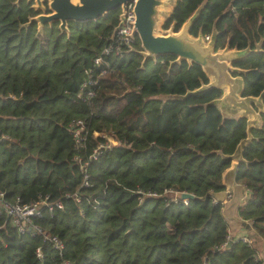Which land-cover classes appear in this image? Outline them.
Segmentation results:
<instances>
[{
    "label": "trees",
    "instance_id": "obj_1",
    "mask_svg": "<svg viewBox=\"0 0 264 264\" xmlns=\"http://www.w3.org/2000/svg\"><path fill=\"white\" fill-rule=\"evenodd\" d=\"M31 3L0 0V192L40 210L23 232L0 213V264H261L264 111L251 126L227 115L200 64L144 59L137 35L122 55L101 54L118 8L65 32L38 30ZM188 19L190 36L239 51L232 74L264 105V0H174L161 26ZM242 143L249 195L235 214L250 243L228 239L235 224L213 200ZM183 191L194 196L171 200Z\"/></svg>",
    "mask_w": 264,
    "mask_h": 264
},
{
    "label": "water",
    "instance_id": "obj_2",
    "mask_svg": "<svg viewBox=\"0 0 264 264\" xmlns=\"http://www.w3.org/2000/svg\"><path fill=\"white\" fill-rule=\"evenodd\" d=\"M36 11L41 9V0H34ZM131 0H48V12H38L29 18L35 21L40 30L44 23L58 22L60 31H68L67 21L95 20L107 11L121 8ZM172 5L170 0H133L134 18L133 29L141 43V54L144 59L158 55L173 54L176 60L186 59L201 65L210 81L203 84V88L225 87L221 101L228 105L250 110L253 119L258 112L253 106L256 102L254 96L243 95L244 80L240 75L232 74V62L238 58V53L232 49L214 50L213 40L204 41L200 37L189 35L191 20H186L179 31L170 30L159 33V15L164 14L162 6ZM251 121H248L250 126ZM241 158L234 160L231 166L222 174L224 188L213 193L216 201L228 200L222 209L223 214L230 220L235 218V210L244 196L249 192L237 181L238 163ZM194 195L183 191L181 197L192 198ZM227 246L230 242H227Z\"/></svg>",
    "mask_w": 264,
    "mask_h": 264
},
{
    "label": "built area",
    "instance_id": "obj_3",
    "mask_svg": "<svg viewBox=\"0 0 264 264\" xmlns=\"http://www.w3.org/2000/svg\"><path fill=\"white\" fill-rule=\"evenodd\" d=\"M134 18H136V14L133 11V0L128 1L124 8H119V12L117 15V23L113 32L112 37L110 38V42L106 44L101 49V54H109L113 53L114 55H122L124 52L123 47L126 49L133 48V41L134 37H136V33H134L133 23ZM204 41L210 40V37L207 35L203 39ZM142 50V49H141ZM102 58L97 56L94 58V63L98 64ZM102 73V71H100ZM84 85V83L82 84ZM88 93H92L89 91ZM171 191V190H169ZM181 193L174 192L171 196V200L177 201L181 199L184 203H187L189 198L181 197ZM4 195L0 192V213L4 212L7 216H9L13 222V224L17 227V230L20 232L24 231L26 224L30 223V218L39 215V202L34 203H21L19 201L9 202L3 198ZM213 200L216 199L213 197ZM57 207H60L61 204L59 201H55L54 203ZM51 208V206H49ZM32 233L38 232L44 238L51 240L56 247H60V241L55 235H50L46 233V231L40 229L37 225L33 224L32 226ZM228 239L232 240L233 236H231L230 231L228 230ZM237 238H242L243 240L247 241L248 243L251 242V238L247 235L237 236ZM236 239V238H235ZM263 248L262 250H257L256 258L261 261V264H264V239H263ZM40 254L39 248H37V255Z\"/></svg>",
    "mask_w": 264,
    "mask_h": 264
},
{
    "label": "crops",
    "instance_id": "obj_4",
    "mask_svg": "<svg viewBox=\"0 0 264 264\" xmlns=\"http://www.w3.org/2000/svg\"><path fill=\"white\" fill-rule=\"evenodd\" d=\"M224 89V88H223ZM255 99H256V102L255 103H253V106H254V108L255 107H257V108H255L256 109V111L258 112V114H257V118L256 119H253V114H252V112L250 111V110H246V109H244V108H241V107H236V106H233V105H228V104H225L224 102V104L225 105H228V107H230L231 108V110H235V109H237L236 111H234V112H228V113H226L227 115H231V116H237V115H245V116H247V118H248V121L250 120L251 121V123H250V126L254 123V124H258L259 122H260V115H259V113L261 112V111H263V110H260L259 109V107H262L263 109H264V105L261 103V101H260V99L258 98V97H254ZM257 105V106H256ZM260 105V106H259ZM241 109V113L240 112H237L238 110H240ZM245 112H247V113H245ZM243 113H245V114H243ZM248 113H250L251 114V116L249 117L247 114ZM253 124V125H254ZM241 149L242 148H238V150L236 151V153L234 154V157H233V159H232V161H231V163L234 161V160H237V159H239L240 157H241ZM231 166V165H230ZM229 166V167H230ZM228 167V168H229ZM215 198V197H214ZM228 198H230L229 196H227L226 197V201L228 200ZM243 200V199H242ZM225 201V202H226ZM225 202L224 201H222V202H220L221 204H222V209H223V207H224V205H225ZM242 202V201H241ZM235 216V218H233V219H230V222L232 223V224H235L234 226H233V228H231V229H229V231H230V234H231V236H233L234 234H233V232L234 233H236V235L237 236H242V235H246L245 234V230L241 227V226H239V223H240V221L238 220L239 218L236 216V214H234ZM236 225H238V226H236ZM235 231H234V230ZM262 244H263V242H262Z\"/></svg>",
    "mask_w": 264,
    "mask_h": 264
},
{
    "label": "rangeland",
    "instance_id": "obj_5",
    "mask_svg": "<svg viewBox=\"0 0 264 264\" xmlns=\"http://www.w3.org/2000/svg\"><path fill=\"white\" fill-rule=\"evenodd\" d=\"M170 1L173 2L174 0H170ZM171 8H172V5H169V6H162V7H161V9L164 11V14H160V15H159V24H158L159 33H167L168 31L172 30L171 27H169V28H167V29H163L162 26H161L162 22L164 21L165 17L167 16V14H168L169 11L171 10ZM210 40H211V39H210ZM205 42H206V41H205ZM226 50H227V49H226ZM232 50H235L236 53L239 54V51H238V50H236V49H232ZM224 90H225V87H224ZM218 104H219L220 108L223 110L224 113L234 112V111L237 110V109H235V110H231V108L228 107V105H225V104L221 101V99L218 101ZM259 106H260V105H259ZM259 109L264 111V109H263L262 107H259ZM237 112H240V113H241V109L238 110ZM245 113H247V112H245ZM245 113H243V114H245ZM247 115H248L249 117L251 116L250 113H248ZM253 124H254V123H253ZM253 124H252V125H253ZM109 141L111 142V140H109ZM242 146H243V143L239 145V149L242 148Z\"/></svg>",
    "mask_w": 264,
    "mask_h": 264
},
{
    "label": "flooded vegetation",
    "instance_id": "obj_6",
    "mask_svg": "<svg viewBox=\"0 0 264 264\" xmlns=\"http://www.w3.org/2000/svg\"><path fill=\"white\" fill-rule=\"evenodd\" d=\"M18 1V0H17ZM27 1H31L32 3H31V5H30V7L31 8H33L34 9V5H35V1L34 0H27ZM41 9H39L38 11H36L35 9V11H36V14L38 13V12H48V0H41ZM119 9V8H118Z\"/></svg>",
    "mask_w": 264,
    "mask_h": 264
}]
</instances>
